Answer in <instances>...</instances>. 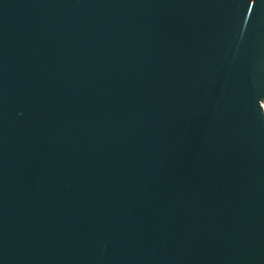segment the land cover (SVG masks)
<instances>
[{"label":"water","instance_id":"water-1","mask_svg":"<svg viewBox=\"0 0 264 264\" xmlns=\"http://www.w3.org/2000/svg\"><path fill=\"white\" fill-rule=\"evenodd\" d=\"M0 264H264V0H0Z\"/></svg>","mask_w":264,"mask_h":264}]
</instances>
